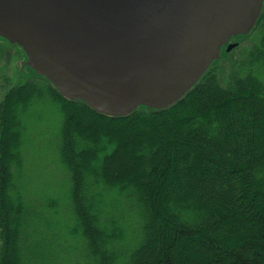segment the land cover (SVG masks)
<instances>
[{
  "label": "trees",
  "instance_id": "obj_1",
  "mask_svg": "<svg viewBox=\"0 0 264 264\" xmlns=\"http://www.w3.org/2000/svg\"><path fill=\"white\" fill-rule=\"evenodd\" d=\"M252 34L176 102L125 116L66 99L29 69L20 84L0 77V264H264V9ZM229 62L222 84L216 67ZM39 103L59 113L65 198L26 188Z\"/></svg>",
  "mask_w": 264,
  "mask_h": 264
},
{
  "label": "water",
  "instance_id": "obj_2",
  "mask_svg": "<svg viewBox=\"0 0 264 264\" xmlns=\"http://www.w3.org/2000/svg\"><path fill=\"white\" fill-rule=\"evenodd\" d=\"M264 0H0V40L64 98L111 117L182 98Z\"/></svg>",
  "mask_w": 264,
  "mask_h": 264
},
{
  "label": "rangeland",
  "instance_id": "obj_3",
  "mask_svg": "<svg viewBox=\"0 0 264 264\" xmlns=\"http://www.w3.org/2000/svg\"><path fill=\"white\" fill-rule=\"evenodd\" d=\"M252 33L241 39L236 49L230 50L228 57L231 58L232 62L234 61L233 58L238 56L240 52L245 53V50L253 41L257 40L256 34ZM231 68V62L227 67L222 64H218L216 67L218 78L222 84L227 83ZM4 75L9 78L12 84H20L33 78L32 73L26 68L22 51L17 46L0 40V77ZM30 113L31 116L27 118L26 144L23 145L26 188L35 191L39 195L65 198L68 193L69 182L67 176L63 175L58 166L61 127L59 113L55 112L54 108L46 103L34 105L30 109ZM139 129L136 130L141 131L142 127ZM126 140L125 136L122 139V147L125 150L129 145ZM123 152L122 149L115 160L116 165H120L121 170L118 171L122 174L127 173L131 168L129 162H126V158L122 156Z\"/></svg>",
  "mask_w": 264,
  "mask_h": 264
},
{
  "label": "flooded vegetation",
  "instance_id": "obj_4",
  "mask_svg": "<svg viewBox=\"0 0 264 264\" xmlns=\"http://www.w3.org/2000/svg\"><path fill=\"white\" fill-rule=\"evenodd\" d=\"M224 49H225V47H224Z\"/></svg>",
  "mask_w": 264,
  "mask_h": 264
}]
</instances>
